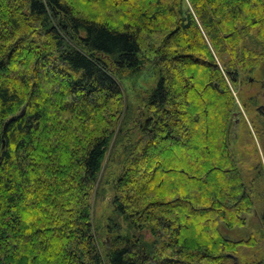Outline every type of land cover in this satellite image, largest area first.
Returning <instances> with one entry per match:
<instances>
[{"label": "trees", "instance_id": "trees-1", "mask_svg": "<svg viewBox=\"0 0 264 264\" xmlns=\"http://www.w3.org/2000/svg\"><path fill=\"white\" fill-rule=\"evenodd\" d=\"M188 2L0 0V264H264L238 254L264 229H222L256 210L232 127L264 86V0ZM111 152L126 231L104 237Z\"/></svg>", "mask_w": 264, "mask_h": 264}, {"label": "rangeland", "instance_id": "rangeland-1", "mask_svg": "<svg viewBox=\"0 0 264 264\" xmlns=\"http://www.w3.org/2000/svg\"><path fill=\"white\" fill-rule=\"evenodd\" d=\"M186 1L190 6L188 0ZM149 82L150 81L139 80V83H141L143 87L140 91L133 92V95H138L140 99L132 100L131 103H134V108L140 104L143 105V99L146 97V93L141 90H145V88L150 84ZM263 94L264 86L262 84L255 81L248 83L243 92V97L245 99L244 102L247 107L242 105L241 101L237 100L239 106L241 107V115L237 124H234L232 127V133L234 135L233 138L235 135L237 137V141L234 143V148L240 153L242 168L249 179L253 196L257 201L255 206L256 210L254 208L251 213H248L245 216L246 225L244 227H239L232 231L222 227L224 233L229 236V238H233L237 241L249 239L248 237L250 235L259 236V231L264 229V121L259 120L256 112L257 102L259 101V103H264ZM254 98H257V101H255ZM131 126L132 124L130 127ZM117 135L118 133L116 136ZM112 152L109 155L110 161L112 160ZM115 154H117L116 151ZM119 157H117V159H119ZM112 162L113 161H111L108 167L106 166L107 162L104 164L101 180L99 185L96 187L91 202L94 224L99 235L104 237L108 234L109 230H113L115 233H123V231H126V223L118 216V214L115 213L112 204V199L115 195L113 182L119 172V167L116 162L115 165ZM146 237L151 239V235L149 233L146 234ZM263 245L262 241L258 248L248 249L241 247L238 251V254L241 256V260L249 259L252 254L255 255L256 252L263 251Z\"/></svg>", "mask_w": 264, "mask_h": 264}, {"label": "flooded vegetation", "instance_id": "flooded-vegetation-1", "mask_svg": "<svg viewBox=\"0 0 264 264\" xmlns=\"http://www.w3.org/2000/svg\"><path fill=\"white\" fill-rule=\"evenodd\" d=\"M262 96L264 97V94ZM256 112H257V117L259 118V120L264 121V103H261V102L259 103V101L257 102Z\"/></svg>", "mask_w": 264, "mask_h": 264}, {"label": "water", "instance_id": "water-1", "mask_svg": "<svg viewBox=\"0 0 264 264\" xmlns=\"http://www.w3.org/2000/svg\"><path fill=\"white\" fill-rule=\"evenodd\" d=\"M235 264H238V262L236 261Z\"/></svg>", "mask_w": 264, "mask_h": 264}]
</instances>
